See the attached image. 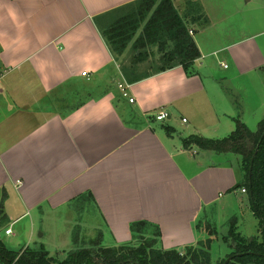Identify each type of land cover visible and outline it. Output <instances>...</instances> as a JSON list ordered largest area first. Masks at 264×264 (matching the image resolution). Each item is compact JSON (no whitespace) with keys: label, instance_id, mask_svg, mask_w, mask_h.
I'll list each match as a JSON object with an SVG mask.
<instances>
[{"label":"crops","instance_id":"1","mask_svg":"<svg viewBox=\"0 0 264 264\" xmlns=\"http://www.w3.org/2000/svg\"><path fill=\"white\" fill-rule=\"evenodd\" d=\"M133 1L0 0L2 243L3 234L17 237L12 227L20 222L31 242L34 224L66 208L100 218L89 247H104L107 234L111 247L129 243L130 224L146 222L158 228L161 249H182L208 234L203 213L234 209L240 195L248 201L240 192L239 156L188 150L182 141L190 135L223 139L236 121L257 129L264 100L253 109L250 91L234 86L237 78L264 71V54L251 37L205 52L194 29L200 58L193 74L176 67L130 84L131 104L117 88L125 81L120 57L111 55L93 19ZM219 53L235 68L229 74L220 71L230 69L221 60L201 63ZM159 111L167 121L179 116L182 131L178 121L156 125ZM32 245L27 248L47 252L43 244Z\"/></svg>","mask_w":264,"mask_h":264},{"label":"trees","instance_id":"2","mask_svg":"<svg viewBox=\"0 0 264 264\" xmlns=\"http://www.w3.org/2000/svg\"><path fill=\"white\" fill-rule=\"evenodd\" d=\"M200 13L197 17L188 11L179 15L172 0H135L94 17L93 23L115 59L131 45V56L120 64V71L125 82L133 84L176 67H181L188 76L193 74L200 53L188 26L201 20L203 15ZM202 20L201 24L206 26L207 20ZM139 29L142 32L136 37ZM151 45H155L161 54L162 65L151 74H138V66L147 61V54L142 50ZM263 135L264 117L254 132L236 121L234 131L223 139L190 135L182 141L183 148L188 150L194 147L200 151L233 153L240 157L243 182L239 187L246 190L249 207L257 219L259 239L243 237L236 230V220H231L228 234L234 243L233 250L218 264H224L229 257L232 260L228 264H264ZM2 226L3 218H0V228ZM129 229L131 241H137L136 244L129 242L117 247H102L97 242L89 248L72 250L63 261L49 257L42 248L11 252L0 241V264H211V238L199 241L195 246L163 250L158 246L160 233L157 227L137 222L130 224Z\"/></svg>","mask_w":264,"mask_h":264},{"label":"rangeland","instance_id":"3","mask_svg":"<svg viewBox=\"0 0 264 264\" xmlns=\"http://www.w3.org/2000/svg\"><path fill=\"white\" fill-rule=\"evenodd\" d=\"M175 5L177 8L175 9L178 10L177 12L181 15L187 11L193 16L196 15V17L199 16L197 15L199 12L203 15H200L201 20L199 22L195 25H190L191 30L193 29L190 32L194 33V29L198 31L195 38L205 52L220 49L223 46L232 44L238 40L251 37L252 40L256 41L260 50L264 54V0H188V2L187 0H177ZM154 9L155 7L151 10V13ZM197 9L199 12L194 13L193 10L196 11ZM203 18L207 20V23H211L209 27L201 24ZM203 28L205 29L202 30ZM141 32L142 31L140 29L137 32L136 37ZM142 51L147 54V61L138 66L137 73L151 74L162 65L161 54L158 52L155 45L148 46ZM130 56L131 45H129L119 60H121V63L125 60L128 61ZM215 59L221 60L224 64L230 67V69L226 71L218 66L223 74H229L235 69L233 64L230 61H227L228 59L225 58L224 53H219L216 57L202 59L201 63L203 65H209L211 63H215ZM199 64H196V66ZM253 76H257V78H254ZM248 77H251V79H248ZM250 80L254 82L253 85H251V83L249 84ZM235 84L236 85L234 87L237 86L236 88L238 89L250 91V95L248 97L249 103L253 109L255 105L264 100V71L249 74L244 79L237 78ZM124 100L126 99L124 98ZM124 100L119 102L123 104ZM179 118V116L177 117L174 115L169 121H163V124H169V122L176 124L177 121H180ZM180 123L181 122H179L178 127L180 129L176 128L177 133L181 132L183 129V126L180 127ZM160 124L161 123H157L156 125ZM249 129L256 130V127L249 124ZM231 157L239 159L234 155ZM234 202V209L230 206V208L228 207V209L225 210H208L201 216V222L205 231L208 224L210 227L207 230L208 234L206 233L207 235H200L197 240L204 241L207 238L212 239L209 250L211 254V264L220 263V261L226 258V256L233 250L232 247L234 243L228 234L230 225L228 222L232 218L236 219V230H239L238 232L243 237L247 239L256 237L259 239L257 234V219L253 216L251 209L249 208L246 196L240 195L234 199ZM45 218L46 219H44L43 224H34V232L31 242H27V237L23 235V233L27 231V226L25 225L24 227V223L20 222L12 227V230L15 232L17 231L15 234L17 237H7L3 234V243L8 249L16 252L27 248V246H33L32 244L34 242L40 243L45 245L47 252L49 253V257H52L57 261H63L67 258L68 253H71L72 250H77V247L82 248L85 243L84 247H89L87 243L89 240L94 238L92 236V232H90L93 227L99 226L102 228L100 225V218L94 214L93 211L90 212L89 215H86L85 212L78 215L72 209L68 210L65 208L60 209L55 213L46 214ZM198 228V234H202L203 228ZM211 228L213 231L216 229V232H213ZM73 230H77V232H74L73 234ZM42 233H44V236L40 237ZM74 238L78 240L76 243L77 245L75 246ZM133 242L135 244L137 243V241H130L131 244H134ZM102 245L104 247H111L113 245V240L108 234L105 235V240Z\"/></svg>","mask_w":264,"mask_h":264},{"label":"built area","instance_id":"4","mask_svg":"<svg viewBox=\"0 0 264 264\" xmlns=\"http://www.w3.org/2000/svg\"><path fill=\"white\" fill-rule=\"evenodd\" d=\"M189 33L192 34L191 32H189ZM81 76L85 77V76H87V73L83 72V73H81ZM130 87H131V85L128 84L127 82H125V81H123L122 83H119L117 85V88H118V90L121 93V96L123 98L127 99L128 102L132 104L134 102V100L132 98H129V89H130ZM153 117H154V121H156L158 123H162L163 121L169 119V115L166 112H164V111L157 112ZM182 122L185 123L186 120L182 119ZM240 192L242 194H246V190L244 188H242ZM5 234L6 235H10L11 234V230L7 229L5 231Z\"/></svg>","mask_w":264,"mask_h":264},{"label":"water","instance_id":"5","mask_svg":"<svg viewBox=\"0 0 264 264\" xmlns=\"http://www.w3.org/2000/svg\"><path fill=\"white\" fill-rule=\"evenodd\" d=\"M264 137V135L262 136V138ZM251 240V239H250ZM232 260V257H229L228 259H226V261L224 262V264H228L230 261Z\"/></svg>","mask_w":264,"mask_h":264}]
</instances>
